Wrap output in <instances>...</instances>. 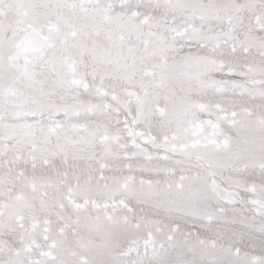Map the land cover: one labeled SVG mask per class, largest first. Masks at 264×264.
Segmentation results:
<instances>
[{
	"label": "snow or ice",
	"instance_id": "6c2138e0",
	"mask_svg": "<svg viewBox=\"0 0 264 264\" xmlns=\"http://www.w3.org/2000/svg\"><path fill=\"white\" fill-rule=\"evenodd\" d=\"M0 264H264V0H0Z\"/></svg>",
	"mask_w": 264,
	"mask_h": 264
}]
</instances>
